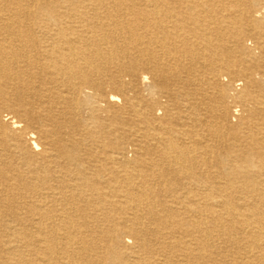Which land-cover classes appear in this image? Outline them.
I'll list each match as a JSON object with an SVG mask.
<instances>
[{"label": "bare ground", "instance_id": "bare-ground-1", "mask_svg": "<svg viewBox=\"0 0 264 264\" xmlns=\"http://www.w3.org/2000/svg\"><path fill=\"white\" fill-rule=\"evenodd\" d=\"M263 1L0 0V264H264Z\"/></svg>", "mask_w": 264, "mask_h": 264}, {"label": "rangeland", "instance_id": "rangeland-1", "mask_svg": "<svg viewBox=\"0 0 264 264\" xmlns=\"http://www.w3.org/2000/svg\"><path fill=\"white\" fill-rule=\"evenodd\" d=\"M263 3H264V1H263ZM250 42H251V44H250ZM252 44H253V42L252 41H250V40H248V41H246V45L249 47V46H251L252 47ZM236 78H234V80H235ZM224 83H228V82H226V81H223ZM235 82V87L234 88H239L240 86L239 85H236V80L234 81ZM229 87H230V85H228ZM237 90V89H236ZM241 89H238V91H240ZM107 92H108V94L109 93H117V94H120V92L118 91V90H110V89H108L107 90ZM107 94V95H108ZM103 104H105V102H102ZM227 106H229L230 108H233V109H235V108H237L236 106H235V100H233V99H227ZM117 107L116 106H110V107H107V109L106 110H108L107 112H101V117H103V118H105L106 119V122H108V121H110V117H109V115L111 114V113H113V111L116 109ZM7 114V112H6V110L4 109V108H2L1 109V116L3 117V118H5L6 115ZM127 114V112H125L124 111V114L123 115H126ZM112 115V114H111ZM103 126H104V129H107L108 127V124L106 125V124H104L103 123ZM89 129H95V127L94 126H89V128H88V130ZM82 130V132H85V127L84 128H82L81 129ZM126 142V143H125ZM126 144H128V145H126ZM92 143L90 142V141H88V142H86L84 145H83V150H84V152L85 151H88V150H91V149H94L93 147H92ZM128 146V147H127ZM121 147H122V149H123V155L125 156L124 158L127 160V161H129V162H131V160L132 159H134L135 158V153H136V150H135V148L136 147H134L131 143H130V141H128V140H126V139H124V141H123V143H121ZM217 149H219L221 152H222V156L223 157H226V156H228V155H230V153H227V150H226V148H224V146L223 145H221L220 147H217ZM252 149V151H260V149L259 148H255V147H252L251 148ZM221 156V157H222ZM261 156H263L264 157V150L262 151V155ZM260 156V157H261ZM245 157H247V158H250V159H252L251 157V154L250 153H248L247 155H245ZM262 158V157H261ZM236 161V162H235ZM261 161H264V158L263 159H255L254 160V162H255V164H254V166L252 167V170H250L249 171V173H251V175L249 176V177H246V178H242V177H238V178H235V179H233L232 181H229V180H227L225 183H220L219 184V186L221 185L223 188H225L226 189V191H227V193H229L230 195L229 196H233V197H235V198H238L239 196L240 197H244V198H252L253 196H259V197H261V196H264V195H262V194H264V172L261 170V165H262V162ZM241 161H239L238 159H235L233 156H231V157H229L228 156V162H227V165H226V167H222V169H221V171H224V172H227V171H232V170H237V169H240V170H242V169H244V170H247L246 169V167H245V165H243V164H241L240 163ZM200 169L199 168H196V171H199ZM206 171V170H205ZM205 171H203V172H205ZM0 184H1V186L0 187H4L5 188V185H2V182H0ZM112 184H114V183H112ZM198 185H196V184H192V186H190L188 189L190 190V191H194V190H196V188H198L197 187ZM110 188H112L111 186L109 187V189ZM23 190V189H22ZM124 190V191H123ZM173 190H175V187L174 188H170L168 191H170L171 193H169V194H173ZM179 190H181V189H179ZM183 190V189H182ZM19 191V192H18ZM18 192V193H17ZM4 195H6V197L9 199V200H11V197L12 196H16V199H17V196H18V199H20V202H22L24 199H26V195H29L28 194V192H26L25 193V191L23 190V192L22 191H20L19 189H17V188H15V189H12V190H9L8 189V191H6L5 193H3ZM117 194H118V197H123L124 198V200L125 201H127L128 202V205H129V207H131L132 208V206H133V204H130V203H132L130 200L132 199V194L134 195L135 193H132V192H130L129 190H127V189H125V188H118L117 189ZM156 194H157V192H156ZM160 194V197H159V201H160V203L162 202H164V203H166V200H168V199H171L172 198V195H167V192H161V193H159ZM0 195H2V193H0ZM167 195V196H166ZM20 196V197H19ZM252 196V197H251ZM5 197V196H4ZM4 197H2V196H0V201H1V199L2 198H4ZM24 197V198H23ZM23 199V200H22ZM262 200H264V198H262ZM158 201V202H159ZM17 203V202H16ZM173 206H175V205H173ZM92 209H93V207H91ZM130 210V209H129ZM262 213H263V217H264V211L262 210ZM188 215H186V217H187ZM143 218V219H142ZM142 218H140L139 220H140V222H141V220H142V222H141V224L142 225H145V226H151V227H155V226H158V222L156 221V222H154V224H153V221H151L150 219H149V217H146V216H143ZM175 218V217H174ZM188 218V217H187ZM2 219V217L0 216V223H1V220ZM112 222V223H111ZM111 222H108L107 224H103L102 226V228H105V230H108V234L110 235V236H112L114 233H116L117 231H118V229H119V222H120V220H119V218L118 219H115L114 221H111ZM90 224V223H89ZM94 224H98V225H101V224H99V222H94ZM92 222H91V224L90 225H94ZM149 226V227H150ZM90 227H92V226H90ZM104 231V230H103ZM179 231H183V230H180L179 229ZM178 231V232H179ZM239 235H240V233H239ZM127 239H129V238H127ZM109 242H106V241H104V245H107ZM216 243L218 244H216L217 246H223V244H222V240H217L216 241ZM101 246H103V243H102V245ZM232 250H234V248L232 247ZM101 252H102V249H101ZM252 253H255L256 255L258 254V249H254L253 250V252ZM233 257L234 256H227L225 259H223V263H221V262H217V263H213V264H229V261H231V262H233L234 260H233ZM218 260H220V259H218ZM128 261H129V259H128ZM102 264H111V263H109V262H107V261H104Z\"/></svg>", "mask_w": 264, "mask_h": 264}]
</instances>
